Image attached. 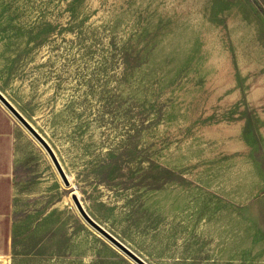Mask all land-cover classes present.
<instances>
[{
  "label": "rangeland",
  "instance_id": "1",
  "mask_svg": "<svg viewBox=\"0 0 264 264\" xmlns=\"http://www.w3.org/2000/svg\"><path fill=\"white\" fill-rule=\"evenodd\" d=\"M0 42L55 108L37 128L81 200L134 218L129 238L105 227L120 241L149 264H264V0H0ZM22 134L1 257L134 264Z\"/></svg>",
  "mask_w": 264,
  "mask_h": 264
},
{
  "label": "crops",
  "instance_id": "2",
  "mask_svg": "<svg viewBox=\"0 0 264 264\" xmlns=\"http://www.w3.org/2000/svg\"><path fill=\"white\" fill-rule=\"evenodd\" d=\"M1 43L2 42H0L1 95H3L37 130L39 123L52 129V127H55L57 117L55 108H53L51 104H45L43 102L45 94L40 92L37 82L31 79L28 72L21 66H15V61H13L12 57L7 56L5 46ZM24 139L22 128L18 121L0 101V257L3 255L4 249L6 251V249L9 248L11 252L13 251L15 181L17 171L23 168L26 162ZM79 177L82 178V175L80 174ZM75 188L87 194V186L83 188L79 183L77 186L76 183ZM91 202L97 212L96 216L100 221H103V224L99 221L98 223L103 227L112 226V231H114V229L121 230L124 237L129 238L132 236L131 229L134 221L132 216L123 214L117 207H108L104 203L95 201L94 197L89 198V201L85 200V205L89 206ZM109 232H111V230ZM137 255L140 256L139 254Z\"/></svg>",
  "mask_w": 264,
  "mask_h": 264
},
{
  "label": "water",
  "instance_id": "3",
  "mask_svg": "<svg viewBox=\"0 0 264 264\" xmlns=\"http://www.w3.org/2000/svg\"><path fill=\"white\" fill-rule=\"evenodd\" d=\"M0 101L3 105L13 114L15 119L21 124L32 136L35 138L47 151L50 155L51 159L55 163L58 171L60 172L65 184L67 187L73 189L75 186H71V181L69 180L65 170L63 169L53 146L49 143V141L37 130L11 103L5 99L3 95L0 93ZM75 204L85 219V221L97 232H99L104 238H106L109 242H111L115 247H117L123 254L129 257L136 264H149L142 257L138 256L132 249H130L127 245L121 242L116 236L110 233L105 227H103L100 223H98L87 211L83 202L77 195L72 196Z\"/></svg>",
  "mask_w": 264,
  "mask_h": 264
},
{
  "label": "bare ground",
  "instance_id": "4",
  "mask_svg": "<svg viewBox=\"0 0 264 264\" xmlns=\"http://www.w3.org/2000/svg\"><path fill=\"white\" fill-rule=\"evenodd\" d=\"M21 125V124H20ZM22 126V125H21ZM22 128L26 131V133L34 140V142L42 149V151L47 155V157L50 159V161L53 163L54 167H55V170H57L58 172V175H59V178L61 180V183H62V186L63 188H69L66 186L60 172L58 171L55 163L53 162V160L51 159L50 155L47 153V151L43 148V146L35 139L33 138V136L22 126ZM54 148V147H53ZM55 150V153L63 167V169L65 170L69 180L71 181V186H75V182H76V175L75 173H69L66 169V166L65 164L63 163L62 159L60 158V155L58 153V151L54 148ZM70 192V191H69ZM73 195H77L80 199H81V196H80V191L76 188H74V190H72V192L69 194V196L67 198H65L64 202L61 204L62 206L64 205H70L72 207H74L75 211L77 212V214L80 216V218L82 219V221L90 228L92 229L95 233H97L100 237H102L107 243H109L113 248H115L117 251L121 252L117 247H115L111 242H109L106 238H104L99 232H97L95 229H93L86 221L85 219L83 218V216L81 215V213L79 212L76 204H75V201L73 200L72 196ZM82 201V200H81ZM83 202V201H82ZM83 205L85 206V208L87 209L85 203L83 202ZM122 253V252H121ZM123 254V253H122ZM125 255V254H124ZM126 256V255H125ZM127 257V256H126ZM129 258V257H127ZM130 259V258H129ZM131 260V259H130ZM132 261V260H131ZM134 264H136L134 261H132ZM0 264H10L8 259H6L5 257H0Z\"/></svg>",
  "mask_w": 264,
  "mask_h": 264
}]
</instances>
